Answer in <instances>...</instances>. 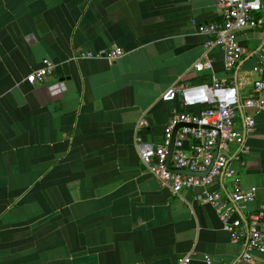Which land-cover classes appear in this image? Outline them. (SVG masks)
Wrapping results in <instances>:
<instances>
[{
  "label": "crops",
  "instance_id": "obj_1",
  "mask_svg": "<svg viewBox=\"0 0 264 264\" xmlns=\"http://www.w3.org/2000/svg\"><path fill=\"white\" fill-rule=\"evenodd\" d=\"M261 3V26L238 33L246 55L227 72L223 51L198 30L221 20L216 0H0V264H234L245 244L194 191L163 188L135 144L164 142L180 102L162 94L210 82L193 70L206 56L216 77L251 93ZM111 49L125 55L80 58ZM47 59L53 74L30 84ZM255 120L250 153L231 160L242 188H257L254 203L237 206L241 219L264 204V111ZM233 181L225 173L210 191L227 198Z\"/></svg>",
  "mask_w": 264,
  "mask_h": 264
},
{
  "label": "built area",
  "instance_id": "obj_2",
  "mask_svg": "<svg viewBox=\"0 0 264 264\" xmlns=\"http://www.w3.org/2000/svg\"><path fill=\"white\" fill-rule=\"evenodd\" d=\"M216 6L221 20L200 25L198 30L210 37L207 47L218 46L223 51L225 69L232 72L246 55L238 33L261 26L259 14L263 7L261 0H216ZM124 55L121 49H111L83 53L80 58L115 61ZM258 59L254 69L258 77L248 96L240 94L237 84L216 77L214 63L208 56L197 61L193 70L201 74L212 73L210 82L179 83L166 90L162 101H179L180 108L173 111L165 129L164 142L154 145L138 139L135 144L148 173L156 177L163 188L174 195L185 190L194 191L197 201L215 208L232 242L245 244L234 264H251L255 262V252L264 254V204L246 219L234 216L239 204L256 201L257 188L244 190L237 170L231 167V160L244 163V157L250 153L247 141L256 131L255 115L264 111V47L258 52ZM55 67L47 59L41 69L27 77V81L42 84L53 74ZM188 108L199 110L190 113L185 111ZM241 114L244 118L242 131L236 126ZM172 142L173 151L168 163ZM233 145L238 146L234 155L231 153ZM225 173L234 178L227 198L222 193L210 191L216 179ZM190 263L191 257L179 260V264ZM206 263L212 264L209 257H206Z\"/></svg>",
  "mask_w": 264,
  "mask_h": 264
},
{
  "label": "water",
  "instance_id": "obj_3",
  "mask_svg": "<svg viewBox=\"0 0 264 264\" xmlns=\"http://www.w3.org/2000/svg\"><path fill=\"white\" fill-rule=\"evenodd\" d=\"M172 151H173V142H172V145H171V148H170V153H169V160H168V163L170 162L171 155H172ZM195 175H197V174H195Z\"/></svg>",
  "mask_w": 264,
  "mask_h": 264
}]
</instances>
